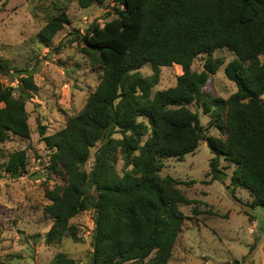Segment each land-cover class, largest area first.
Returning a JSON list of instances; mask_svg holds the SVG:
<instances>
[{
	"label": "trees",
	"instance_id": "trees-1",
	"mask_svg": "<svg viewBox=\"0 0 264 264\" xmlns=\"http://www.w3.org/2000/svg\"><path fill=\"white\" fill-rule=\"evenodd\" d=\"M106 1L78 0L84 9ZM113 1L116 18L101 27L93 23L81 35L83 52L103 71L98 87L62 130L45 136V127L40 128L52 151V170L67 176L64 187L46 191L50 203L45 212L53 220L46 242H59L68 231L76 238L69 222L93 211L90 264H169L186 221L181 206L199 201L179 189L194 181L161 176L164 159L182 160L206 141L213 154L211 180L225 181L220 165L222 159L229 161L234 166L231 195L244 188L253 196L251 207L264 211V0ZM68 22L66 12L52 18L40 32L41 41L51 43ZM221 49L236 55L225 73L237 91L227 100L209 99L204 89L224 65L212 55ZM202 54L209 55L204 70L193 71ZM148 63L154 73L143 77L141 69ZM174 65L183 71L176 86L152 96L160 68ZM18 73V97L0 81L2 143L10 134L31 135L26 103L38 86L31 71ZM192 104L210 116V125L225 132V139L205 135ZM99 142L88 173L84 167ZM26 165V152L19 151L10 156L6 171L21 176ZM193 212L200 214L197 207ZM57 263L76 264L64 254Z\"/></svg>",
	"mask_w": 264,
	"mask_h": 264
},
{
	"label": "rangeland",
	"instance_id": "rangeland-1",
	"mask_svg": "<svg viewBox=\"0 0 264 264\" xmlns=\"http://www.w3.org/2000/svg\"><path fill=\"white\" fill-rule=\"evenodd\" d=\"M113 9V0L87 9L81 8L78 0H0V62L4 67L0 69V81L14 89L18 97L16 89L21 77L18 71L28 70L38 86L26 103L30 137L10 134L8 141L0 142V264H58L60 254L76 264H90L94 251L93 211L84 212L69 222V226L76 227V238L68 231L63 240L46 242L53 226V220L45 212L50 203L46 191L64 187L67 176L52 170V151L46 146L40 128L45 127V136L62 130L70 117L84 109L95 92L103 71L83 52L81 35L93 23L101 27L115 19ZM62 12H66L69 22L51 43H43L41 30ZM208 58V54L200 55L192 70L203 71ZM212 59H221L224 65L211 76L204 93L209 99L227 100L236 93L237 87L227 78L225 68L236 55L221 49ZM153 73L149 63L141 69L143 77ZM160 73L152 96L175 87L183 71L180 65H174L161 67ZM190 109L199 114L206 136L226 138L225 132L210 125V116L200 106L192 104ZM115 137L121 138V135ZM102 144L99 142L91 149V158L84 167L86 172L91 171ZM19 151L26 152V170L21 176H12L6 171V165L10 156ZM212 158L207 142L202 141L195 153L182 160L162 161L161 176L183 183L194 181L191 185H180L179 189L188 199L199 201L198 205L181 206L186 221L169 264H264V211L251 207L253 196L244 188L238 187L234 197L231 195L234 166L229 161L221 160L220 169L227 174L225 181L211 180ZM123 164L119 159L118 172L122 171ZM195 207L200 214L193 212Z\"/></svg>",
	"mask_w": 264,
	"mask_h": 264
}]
</instances>
